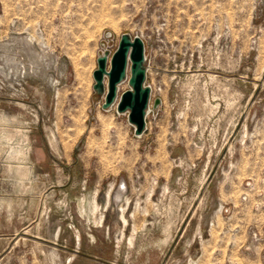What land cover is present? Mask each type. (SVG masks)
<instances>
[{"label": "rangeland", "instance_id": "rangeland-1", "mask_svg": "<svg viewBox=\"0 0 264 264\" xmlns=\"http://www.w3.org/2000/svg\"><path fill=\"white\" fill-rule=\"evenodd\" d=\"M124 34L139 138L130 71L94 90ZM1 189L0 264H264V0H0Z\"/></svg>", "mask_w": 264, "mask_h": 264}, {"label": "water", "instance_id": "water-1", "mask_svg": "<svg viewBox=\"0 0 264 264\" xmlns=\"http://www.w3.org/2000/svg\"><path fill=\"white\" fill-rule=\"evenodd\" d=\"M143 42L140 38H131L124 34L121 36L118 47L110 60L107 71L106 59L97 60L98 67L93 73L95 82L94 90H102L103 76H107V93L103 108L113 105L117 94V85L125 78V70L129 63L130 76L129 89L122 92L117 102V112L128 114V123L134 126V134L142 135L144 129V115L148 104L150 90L144 87L145 70L139 65L144 58Z\"/></svg>", "mask_w": 264, "mask_h": 264}, {"label": "bare ground", "instance_id": "bare-ground-1", "mask_svg": "<svg viewBox=\"0 0 264 264\" xmlns=\"http://www.w3.org/2000/svg\"><path fill=\"white\" fill-rule=\"evenodd\" d=\"M103 58H105L106 60H107V56H102ZM101 57V58H102ZM145 55H144V58H143V62H142V64L141 65H139L142 69H144L145 70V72H147L146 71V69H145ZM147 70H148V68H147ZM16 71V70H15ZM128 71H129V63H128V65H127V68H126V70H125V77L128 75ZM129 78V77H128ZM128 78H127V82H128ZM125 79V78H124ZM122 80V82L119 84V85H117V89L119 88V86L125 81V80ZM105 81H106V83H107V76H106V79H105ZM105 83V84H106ZM104 85V84H103ZM104 88H106V87H104ZM103 91V90H102ZM103 94H104V92H103ZM150 106L148 105V107H146V109H145V115H147L148 114V112H149V108ZM134 127V126H133ZM121 188H124V184H122V186H121ZM118 194H120L119 192H118ZM94 204H95V202H94ZM97 204H95L94 205V212H95V210L97 209ZM122 217V219L124 220V217L123 216H121Z\"/></svg>", "mask_w": 264, "mask_h": 264}, {"label": "built area", "instance_id": "built-area-1", "mask_svg": "<svg viewBox=\"0 0 264 264\" xmlns=\"http://www.w3.org/2000/svg\"><path fill=\"white\" fill-rule=\"evenodd\" d=\"M118 47V46H117ZM114 54V53H113ZM112 54V55H113ZM112 55L111 56H107V64H110V60H111V58H112ZM143 86L144 87H148L149 88V90H150V94H149V100H148V104H147V107H148V105L150 106V100H151V87L150 86H145L144 84H143ZM150 109H149V112H148V114L147 115H144V129H143V132H142V135H143V133L146 131V126H147V124H146V119H147V116L150 114V112L152 111L151 110V106L149 107ZM153 108H157V104H155L154 106H153ZM133 129L135 130V128L133 127ZM135 135V134H134ZM142 135H135V137H137V138H139V137H141ZM203 187V186H202ZM202 187H200L199 188V191H200V189L202 188Z\"/></svg>", "mask_w": 264, "mask_h": 264}, {"label": "crops", "instance_id": "crops-1", "mask_svg": "<svg viewBox=\"0 0 264 264\" xmlns=\"http://www.w3.org/2000/svg\"><path fill=\"white\" fill-rule=\"evenodd\" d=\"M5 194V196H3ZM13 202L12 193L9 191H0V205H8L9 203ZM7 225V222H6Z\"/></svg>", "mask_w": 264, "mask_h": 264}]
</instances>
